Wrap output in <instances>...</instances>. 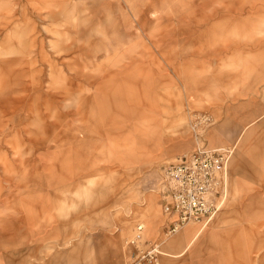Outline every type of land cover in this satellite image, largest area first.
I'll return each mask as SVG.
<instances>
[{"label": "rangeland", "instance_id": "374dc122", "mask_svg": "<svg viewBox=\"0 0 264 264\" xmlns=\"http://www.w3.org/2000/svg\"><path fill=\"white\" fill-rule=\"evenodd\" d=\"M201 146L228 191L187 246L159 184ZM141 223L161 264H264V0H0V264H125Z\"/></svg>", "mask_w": 264, "mask_h": 264}, {"label": "built area", "instance_id": "2783aa9c", "mask_svg": "<svg viewBox=\"0 0 264 264\" xmlns=\"http://www.w3.org/2000/svg\"><path fill=\"white\" fill-rule=\"evenodd\" d=\"M211 123L209 116H197L192 123L195 136L203 137L201 131ZM231 155L227 149L201 146L164 167L159 184L160 201L163 213L176 218L168 225L166 239L178 234L188 223L211 220L220 212L227 198L226 164ZM143 231V225L137 226L134 237L126 243L125 264L162 263L166 239L146 242Z\"/></svg>", "mask_w": 264, "mask_h": 264}, {"label": "crops", "instance_id": "0c3cea01", "mask_svg": "<svg viewBox=\"0 0 264 264\" xmlns=\"http://www.w3.org/2000/svg\"><path fill=\"white\" fill-rule=\"evenodd\" d=\"M144 113H145V111L140 115V116H144ZM217 143H221V141L220 140H217L216 141ZM209 147V146H208ZM210 148V147H209ZM212 148H214V147H212ZM212 148H210V149H212ZM216 149H221V148H216ZM116 152H117V149L114 151V154H115V156H118V155H116ZM141 157V156H140ZM132 159L131 160H127V163L129 164V163H132V162H136V161H139V156L138 155H135V154H132V157H131ZM24 209H25V207H24ZM28 210L29 209H25L24 210V215H26L25 217L28 219V221H30V225H31V223L33 222V223H35V222H37V217H34L33 215H30V214H28ZM205 226H203L202 225V227H200L197 231H196V233L193 235V236H191V237H189L190 236V234L192 233V229L191 228H186V229H184L183 231H182V236L180 237V241H184L186 244H187V246H188V244H190L192 241H195V240H197L198 239V237L203 233V231L205 230Z\"/></svg>", "mask_w": 264, "mask_h": 264}, {"label": "bare ground", "instance_id": "6f19581e", "mask_svg": "<svg viewBox=\"0 0 264 264\" xmlns=\"http://www.w3.org/2000/svg\"><path fill=\"white\" fill-rule=\"evenodd\" d=\"M226 170H227V169H226ZM139 225H142V223H141V224H138V226H139ZM189 225H190V224H189ZM191 225H192V224H191ZM205 225H206V224H205ZM205 225H203V226H205ZM143 227H144V226H143Z\"/></svg>", "mask_w": 264, "mask_h": 264}]
</instances>
